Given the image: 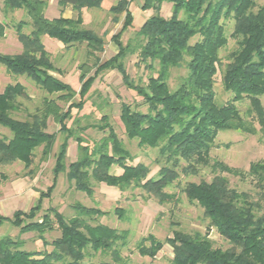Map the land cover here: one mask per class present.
<instances>
[{
    "label": "trees",
    "instance_id": "trees-1",
    "mask_svg": "<svg viewBox=\"0 0 264 264\" xmlns=\"http://www.w3.org/2000/svg\"><path fill=\"white\" fill-rule=\"evenodd\" d=\"M102 1L57 0L61 8L70 5L75 16L48 18L45 15L47 0H2L4 11L22 9L28 19L11 23L0 21V37L5 35L6 28H12L22 46L15 54L0 52V64L8 72L32 80L45 95L40 106L27 113L26 119H18L12 112L21 110V99H30L26 86L20 82L8 83L0 91V127L9 131V135L0 133V165L22 162L26 169L24 176L30 177L34 172L31 166L35 151L41 147V160H44L56 141L55 132L47 131L49 119L59 125V131L65 136L55 154L53 183L46 191H39V198L28 210H16L11 217L0 215V226L8 221L21 233L37 232L43 248L26 250L22 248V239L2 236L0 264H126L120 250L127 242L128 231L88 221L108 215L110 211L76 203L77 214L71 218L54 207H48L38 216L43 199L50 197L61 172L66 173L74 188L87 195L93 193V180L121 191L139 188L146 197L166 203L176 198L175 193L166 192L164 188L180 174L196 175L202 167L211 169L212 178L188 181L182 192L203 209L207 229L214 228L228 246L215 247L208 236L209 230L190 233L173 229L171 236L164 239L153 234L143 237L136 245L138 253L154 258L168 244L172 249V264H264V161L251 162L247 170H242L212 159L210 155L216 146L217 134L222 130H240L252 135L259 132L260 141L264 143V106L260 98L264 96V3L257 5L256 0H141V9L152 10V14L123 45L120 36L133 25V15L129 9L131 0H117L109 11L115 21L123 14L119 31L111 36L118 51L101 61L96 53L104 50L103 38L84 26L82 10L101 9ZM165 2L172 4L168 17L161 14ZM228 21L233 23L229 34L226 33ZM28 26L29 31H25ZM44 35L65 47L85 43L87 55L94 56L93 74H89L86 62L79 65L78 91L54 74L60 70L42 42ZM230 37L236 40L237 47L222 63L220 51ZM132 54L151 71L144 84L135 82L126 69L124 59ZM180 65H185L187 73L171 89L170 70ZM105 70H116L123 84L135 91L146 106L141 110L122 101L119 118L128 139H136L139 146L158 149L156 176L148 177L147 165L130 163L133 157L109 123L107 114L101 116L100 122L78 130L96 128L105 133L93 146L66 126L72 110L83 108L94 80ZM218 73L223 89L232 94L223 103L216 101L214 90ZM76 94L79 99L72 100ZM243 98L249 101L245 116L237 106ZM77 122L75 119L74 123ZM71 137L77 143L78 156L66 168L64 160ZM113 166L121 168V172H112ZM221 172L249 181L250 190L232 187ZM2 179L6 176L0 173ZM113 213L118 218L125 215L121 207H115ZM56 228L60 230L58 237L51 241L44 238L45 232ZM98 252L110 253L112 261L85 260Z\"/></svg>",
    "mask_w": 264,
    "mask_h": 264
},
{
    "label": "rangeland",
    "instance_id": "rangeland-1",
    "mask_svg": "<svg viewBox=\"0 0 264 264\" xmlns=\"http://www.w3.org/2000/svg\"><path fill=\"white\" fill-rule=\"evenodd\" d=\"M48 3L47 15L51 16L52 10L56 8L57 0H47ZM256 3L257 5H262L264 0H256ZM140 5L141 0H131L129 3V9L133 15V25L121 34L120 40L123 45L134 37L135 31L145 21H143V18H147L146 16L152 14V10H142ZM171 8L172 4L165 2L162 6L161 14L165 17L170 16L172 13ZM85 11L84 26L93 29L103 38L104 50L96 53L100 60L103 61L118 51V46L111 40V36L119 31L123 21V14H120L118 20L115 21L113 20L114 14L107 8H90ZM21 19H28L24 10L4 11L2 9V1L0 0V21L11 23ZM29 29L30 27L28 26L25 28V31H29ZM232 29L233 23L232 21H228L226 23V33L229 34ZM195 39L196 37L192 38L191 42ZM44 44L51 52V59L54 65L60 70L59 72H54V74L78 91L80 87L78 80L79 65L86 62L90 68L89 74H93L95 70V58L94 56L87 55L85 43H75L74 46L65 47L60 41L45 35ZM236 47V40L230 37L228 44L220 51L222 63L227 61V55ZM21 49V43L17 39L14 30L12 28H6L5 35L0 37V52L4 54H15L20 52ZM124 63L128 73L135 82L141 84L146 83L151 71L143 63L138 62L136 54L126 56ZM186 73L185 65L171 68L168 79L170 88L174 89ZM220 79V73H218L215 76L214 90L216 93V101L223 103L230 99L232 94L223 89ZM15 82H20L26 86L30 99H21L23 103L21 110L12 112V116L18 119H26L27 113L33 112L36 107L40 106L45 93L26 76L12 74L6 70L4 65L0 64V91L3 90L6 84H13ZM85 98V103L81 110H72V117L66 120V126L78 132L90 146H93V143L99 140L105 133L96 128H88L83 132L78 130L82 126L100 122L101 116L107 114L109 123L133 157L130 163L147 165L150 168L148 177L156 176L159 169V165L155 162L158 149L139 146L136 139H128L119 118L120 104L122 101L137 106L141 110H145L146 106L142 103V98L135 91L128 89L123 84L121 75L116 70L100 72ZM260 98L264 106V96ZM78 99L79 95L76 94L72 100ZM59 103L66 106L63 102ZM237 106L245 116V111L249 106L248 99L243 98L238 101ZM75 119L78 120L77 124L74 123ZM255 126L258 128L257 123H255ZM47 131L55 132L56 141L50 154L44 160H41V147L35 151V161L31 166L34 172L29 177L30 180L28 182L33 186L37 195H39V191L41 190L46 191L47 187L54 181L53 168L55 165V154L58 152L59 144L65 136L64 132L59 131V125L52 119L48 121ZM0 133L9 135V131L2 127H0ZM215 144L216 146L210 151L211 158L221 161L232 168L247 170L251 162L258 160L264 161V143L260 141L259 132L252 135L240 130H222L218 132ZM77 156V143L71 137L68 139L67 152L64 160L66 168L70 162L77 159ZM25 171L24 165L19 161L8 165H0V173L6 176V179L0 180V195L5 191L8 192L12 188V180L22 177ZM111 171L118 174L121 172V168L113 166ZM221 173L227 177L232 187L250 190L251 184L249 181L241 180L238 176L227 172ZM213 175L214 173L208 167H202L196 175L180 174L176 180L170 182L164 188L166 192L175 193L176 199L161 203L155 197H146L145 192L139 188L121 191L115 187L108 186L104 183H97L93 180H91L93 193L92 195H87L84 191L74 188L72 182H69L67 179L66 173L61 172L57 175L55 187L50 197L43 199L42 210L38 213V216L41 217L48 207H54L66 218H71L77 214L74 208L76 203L110 211L108 215L96 216L94 219H89L88 221L90 224L103 223L118 230L128 231L127 242L120 250L126 264H172V249L168 244H165L154 258L140 255L136 249V245L143 237L149 234H153L158 239H164L165 237L171 236L173 229H182L190 233L194 231L205 233L209 230L208 236L215 247L226 248L228 246L227 241L214 228L207 229L208 220L204 217L203 209L197 203L190 202L185 193L182 192V188L186 182H199L202 179L209 181ZM22 182L15 183L13 188L16 190L19 189ZM11 202V200L6 201V206L8 207L5 206L3 214H12L13 209L9 206ZM115 207L124 209V218H118L113 213ZM6 235L22 239L23 249L36 250L43 248L37 232L21 233L17 227L8 222L0 226V237ZM59 235L60 230L57 228L43 234L44 238L48 241H51ZM50 248L51 246H47V249ZM89 252L93 253L92 250H89ZM111 258V254L108 252H98L87 256L85 260L93 262L112 261ZM55 264L62 263L57 262Z\"/></svg>",
    "mask_w": 264,
    "mask_h": 264
},
{
    "label": "crops",
    "instance_id": "crops-1",
    "mask_svg": "<svg viewBox=\"0 0 264 264\" xmlns=\"http://www.w3.org/2000/svg\"><path fill=\"white\" fill-rule=\"evenodd\" d=\"M115 2H116V0H103L102 3H101V9L107 8L109 10V8L111 7V5H113ZM48 5H49V3L47 4V7H48ZM47 7L45 9V15L48 18L58 17L60 15H63L65 17H73L74 14H75L74 11H73V9H72V7L70 5H66L65 7L61 8L58 5V2H57L56 3V8L53 9L52 12H51V16H48L47 15ZM85 10H87V9H83L82 10V16H83V21L84 22H85L84 16H85V13H86ZM149 14H147V15H149ZM146 17L148 18L149 16H146ZM145 19L146 18H143V21ZM44 36H42V42L43 43H44ZM29 180H30L29 177L28 176H24V175L22 177H19V178H16V179H13L12 180V188L8 192L5 191V192L2 193V195H0V215L11 217L16 210H23V211H25L27 208H30L37 201V199L39 198V195H37V192L33 189V186L30 185V183H28ZM19 181H23V182H22L21 187H19V189L16 190V189L13 188V185L15 183L19 182ZM9 200L12 201L9 204V206L12 207L13 212H12L11 215H9V214H3V209L6 206V201H9ZM6 207H8V206H6ZM5 222H8V221H5ZM8 223H10V222H8Z\"/></svg>",
    "mask_w": 264,
    "mask_h": 264
}]
</instances>
